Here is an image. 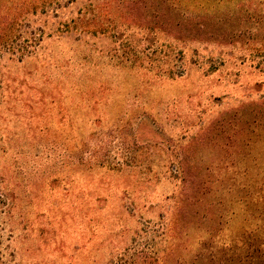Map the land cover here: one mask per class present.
<instances>
[{
	"label": "rangeland",
	"instance_id": "374dc122",
	"mask_svg": "<svg viewBox=\"0 0 264 264\" xmlns=\"http://www.w3.org/2000/svg\"><path fill=\"white\" fill-rule=\"evenodd\" d=\"M264 264V0H0V264Z\"/></svg>",
	"mask_w": 264,
	"mask_h": 264
},
{
	"label": "trees",
	"instance_id": "16d2710c",
	"mask_svg": "<svg viewBox=\"0 0 264 264\" xmlns=\"http://www.w3.org/2000/svg\"><path fill=\"white\" fill-rule=\"evenodd\" d=\"M155 260L153 259L152 256H142L140 260L133 261V264H151Z\"/></svg>",
	"mask_w": 264,
	"mask_h": 264
}]
</instances>
